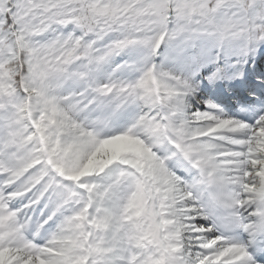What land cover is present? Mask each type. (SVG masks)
Masks as SVG:
<instances>
[{
    "label": "snow or ice",
    "instance_id": "obj_1",
    "mask_svg": "<svg viewBox=\"0 0 264 264\" xmlns=\"http://www.w3.org/2000/svg\"><path fill=\"white\" fill-rule=\"evenodd\" d=\"M0 264H264V0H0Z\"/></svg>",
    "mask_w": 264,
    "mask_h": 264
}]
</instances>
